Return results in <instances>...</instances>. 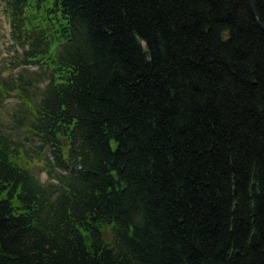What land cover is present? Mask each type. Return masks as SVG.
<instances>
[{"label":"trees","instance_id":"trees-1","mask_svg":"<svg viewBox=\"0 0 264 264\" xmlns=\"http://www.w3.org/2000/svg\"><path fill=\"white\" fill-rule=\"evenodd\" d=\"M254 6L2 0L17 57L0 98L29 108L55 182L0 131V264H264Z\"/></svg>","mask_w":264,"mask_h":264},{"label":"rangeland","instance_id":"rangeland-1","mask_svg":"<svg viewBox=\"0 0 264 264\" xmlns=\"http://www.w3.org/2000/svg\"><path fill=\"white\" fill-rule=\"evenodd\" d=\"M10 40V26L6 21L2 12V0H0V76L7 77L8 72L5 69L11 61L17 57H13L14 54L10 53L13 49L9 44ZM21 53L22 50L18 48ZM20 69L16 70L19 73ZM33 73H37V68H30ZM46 77L41 78V82L37 84L34 88L33 93H35L36 100L38 101L41 94ZM31 119L29 108L24 105L18 98H0V131L5 134L8 138L16 140L21 146L23 145L25 150L28 151V155L33 161L35 166L33 169V174H35L43 184L48 185L54 183V180H50L48 174L43 171V166L48 162V154L39 155L37 150V143L32 138V134L29 132V122ZM65 174L66 172H62ZM108 231H106L107 233ZM110 238V236H109Z\"/></svg>","mask_w":264,"mask_h":264},{"label":"water","instance_id":"water-1","mask_svg":"<svg viewBox=\"0 0 264 264\" xmlns=\"http://www.w3.org/2000/svg\"><path fill=\"white\" fill-rule=\"evenodd\" d=\"M252 9H253V12H254L255 17L258 19V16L256 14V10H255V6H254V0H252ZM259 25H260L261 29L264 30V26L260 22H259Z\"/></svg>","mask_w":264,"mask_h":264},{"label":"bare ground","instance_id":"bare-ground-1","mask_svg":"<svg viewBox=\"0 0 264 264\" xmlns=\"http://www.w3.org/2000/svg\"><path fill=\"white\" fill-rule=\"evenodd\" d=\"M256 14H257V12H256ZM258 16V15H257ZM262 24V23H261ZM263 26H264V24H262ZM260 26V25H259ZM261 28V27H260ZM263 30V29H262ZM264 31V30H263ZM252 181L254 182L255 181V179H254V177L252 178ZM236 182H237V180H236ZM194 253L196 254V256H197V247L194 249ZM200 255H203L202 253H199Z\"/></svg>","mask_w":264,"mask_h":264}]
</instances>
